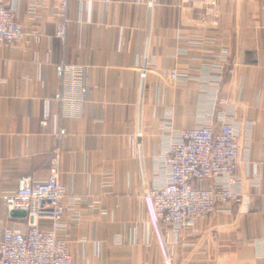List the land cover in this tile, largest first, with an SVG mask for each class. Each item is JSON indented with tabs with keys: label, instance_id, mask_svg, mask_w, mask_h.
I'll use <instances>...</instances> for the list:
<instances>
[{
	"label": "crops",
	"instance_id": "1",
	"mask_svg": "<svg viewBox=\"0 0 264 264\" xmlns=\"http://www.w3.org/2000/svg\"><path fill=\"white\" fill-rule=\"evenodd\" d=\"M16 15L23 37L0 44V240L26 228L3 195L45 179L56 147L72 264H264V0H16ZM61 62L87 88L73 116L54 98ZM223 120L238 199L178 232L150 222L144 190L173 131Z\"/></svg>",
	"mask_w": 264,
	"mask_h": 264
},
{
	"label": "built area",
	"instance_id": "2",
	"mask_svg": "<svg viewBox=\"0 0 264 264\" xmlns=\"http://www.w3.org/2000/svg\"><path fill=\"white\" fill-rule=\"evenodd\" d=\"M30 1L41 5L47 0ZM55 1L62 9L66 7L67 0ZM66 26V20L57 24L56 36L61 40ZM23 35L24 30L17 20L16 0L0 4V44L12 45ZM222 56L225 57L223 51ZM55 73L61 88L54 93V98L73 116V108L84 99L87 90L81 82L82 66L61 62L56 64ZM178 79L177 70L171 69L169 82L175 83ZM173 132L172 140L155 160L154 168L164 176L156 175L153 183L146 186L144 195L150 222L178 232L215 211H226L227 205L238 199V133L230 120H223L218 129L210 123H199ZM64 133L65 129L60 128L57 135ZM202 180H211V184L197 185L196 182ZM66 196L55 147L49 155V173L45 179L32 181L29 176H23L14 190L3 195L9 215L15 210L25 214L26 228L8 226L4 230L0 240V264H72L66 240L56 233L67 206ZM41 220H48L49 225H42Z\"/></svg>",
	"mask_w": 264,
	"mask_h": 264
}]
</instances>
